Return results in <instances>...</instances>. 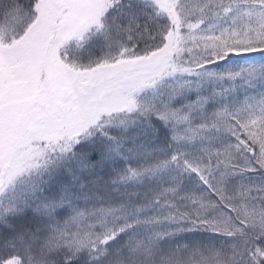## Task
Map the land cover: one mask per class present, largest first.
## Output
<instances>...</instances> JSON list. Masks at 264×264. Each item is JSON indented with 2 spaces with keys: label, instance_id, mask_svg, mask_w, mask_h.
<instances>
[{
  "label": "snow or ice",
  "instance_id": "1",
  "mask_svg": "<svg viewBox=\"0 0 264 264\" xmlns=\"http://www.w3.org/2000/svg\"><path fill=\"white\" fill-rule=\"evenodd\" d=\"M0 264H264V0H0Z\"/></svg>",
  "mask_w": 264,
  "mask_h": 264
}]
</instances>
